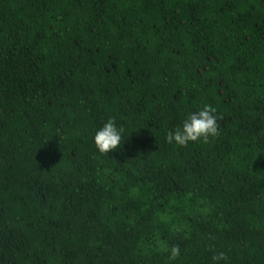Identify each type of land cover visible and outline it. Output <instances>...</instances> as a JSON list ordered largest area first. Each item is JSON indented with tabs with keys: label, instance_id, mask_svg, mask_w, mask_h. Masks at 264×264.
Returning <instances> with one entry per match:
<instances>
[{
	"label": "trees",
	"instance_id": "trees-1",
	"mask_svg": "<svg viewBox=\"0 0 264 264\" xmlns=\"http://www.w3.org/2000/svg\"><path fill=\"white\" fill-rule=\"evenodd\" d=\"M205 104L218 135L170 145ZM219 252L264 264V0H0V264Z\"/></svg>",
	"mask_w": 264,
	"mask_h": 264
},
{
	"label": "clouds",
	"instance_id": "clouds-1",
	"mask_svg": "<svg viewBox=\"0 0 264 264\" xmlns=\"http://www.w3.org/2000/svg\"><path fill=\"white\" fill-rule=\"evenodd\" d=\"M218 116L216 109L205 104L196 111L190 112L183 120L182 125L166 135L170 145L185 147L190 142L208 141L218 135ZM125 128L120 126L115 118H109L103 122L94 132L93 143L96 150L102 155L116 153L123 145ZM121 155L123 153H120ZM160 252L167 255L170 262H175L181 255L180 248L170 246L166 241H157ZM215 264H220L225 259L224 252H219L212 257Z\"/></svg>",
	"mask_w": 264,
	"mask_h": 264
}]
</instances>
